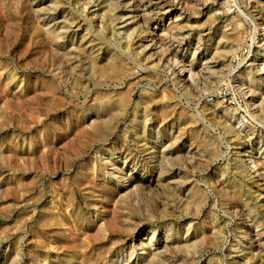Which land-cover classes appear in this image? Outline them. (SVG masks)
I'll use <instances>...</instances> for the list:
<instances>
[{"label":"rangeland","instance_id":"374dc122","mask_svg":"<svg viewBox=\"0 0 264 264\" xmlns=\"http://www.w3.org/2000/svg\"><path fill=\"white\" fill-rule=\"evenodd\" d=\"M127 1L126 22L105 30L106 3ZM199 1L161 49L134 0H0V264H84L112 245L107 264H143L127 244L147 237L155 264H264V172L250 159L264 156V2ZM46 26L65 36L60 45ZM81 39L93 40L96 64L116 56V79L94 76ZM107 94L125 98L124 116L101 103ZM155 132L181 144L160 166L139 137Z\"/></svg>","mask_w":264,"mask_h":264},{"label":"bare ground","instance_id":"6f19581e","mask_svg":"<svg viewBox=\"0 0 264 264\" xmlns=\"http://www.w3.org/2000/svg\"><path fill=\"white\" fill-rule=\"evenodd\" d=\"M107 1L108 0H105V2H107ZM261 1L264 2V0H261ZM118 2H119V0H116V3H118ZM114 3L115 2H109V3L107 2L106 3L107 8L102 13H100L99 21H100L101 26L105 27V30H109L110 28L114 29V27L117 23L122 24V23H125L127 20L124 18L126 17V9L129 6L130 1L125 2L123 6L118 5L119 4L118 3L117 4L118 6L115 5L114 9H112L111 6ZM193 5H194L193 0H134L133 7H135L136 8L135 10H137V11L140 10V12H141L140 18L143 19V22H144L143 26L151 34L150 37H152V40L155 43V45H158V47H161L165 43L164 41L167 40L168 34L170 32L180 29V22L184 18L183 16H184L185 11H187L188 10L187 8H190ZM84 7H87V4H84ZM119 10H124L123 14L118 13L117 11H119ZM135 17H137V15ZM164 20H167L166 24L163 23ZM71 22H68L69 28L71 27V25L73 23V22L72 23ZM238 25H239V23H238ZM260 27H259L260 28L259 32L262 30L264 31V25L260 26ZM69 28H67V30H69ZM121 28H126V27H121ZM240 28L242 30V27H240ZM45 32L50 37L51 41H53L54 44L57 46L60 45V42H61L60 39L65 37V36H61L60 31L57 30V28H51L49 26L48 27L46 26ZM123 34L124 35H122V37L126 40V42H131L134 40L133 32L127 33V31L123 30ZM261 35L263 36L261 38L263 40V43L261 45H259V48L264 51V33H261ZM235 36H236V34L234 32L231 33L230 37H227L226 35L220 36V40L217 43V46L215 47V51H214L218 57L224 59V57L229 55V53L232 51V47L234 44L232 42H234ZM230 41H232V42L230 43ZM86 42H88V43L86 44ZM92 42H93V40H88V39L82 40L81 39L79 41V43L75 46V48L79 51V54L81 55L82 58L88 59L89 65L93 69V73H94L95 77H97L98 79H104V80H108V81H112V80L116 79L118 77V75L121 73V70L119 69V64L115 60L116 56L115 57H114V55L107 56L106 63H103L101 65L96 64V59H98V55L93 54L94 53V48H93L94 45H91ZM71 49H73V48H71ZM161 49H162V47H161ZM73 51H74V49H73ZM162 52H161V54H163L162 57H164V58L168 57V55L170 54L169 50H167V51L164 50V53H162ZM233 55H235V52ZM71 57H74V56L72 55L69 58H71ZM170 58L173 59V61L175 62L174 57L172 58V56H171ZM170 58H168V59H170ZM261 58H263V60H262V62L260 61L261 62L260 65H261L262 69L264 70V55H261ZM181 70L183 71L184 69L181 68ZM61 72L62 71L60 69H59V71H56V73L59 75H61ZM238 76L239 77L245 76V78L250 83V87L255 85V79H254L255 75L252 76L249 71L248 72L242 71L238 74ZM250 87H249L248 92L250 93V97H252L251 101H253V99L255 97V95L253 94L254 88H250ZM111 94L110 95L107 94L106 97H103L101 99V103L109 105V106H114L112 116H115V115L124 116V114L127 112L126 105H125V103H126L125 98L122 96H119V98L113 99ZM165 98H166V95H165ZM138 104H139V101H136L132 107L133 118L131 119V123L133 126H135V124L139 120V118H138L139 112L137 110ZM257 108H258V111L260 113H264V96L261 99H258ZM143 114L144 115L140 119V122L143 123V130L141 133L145 134L147 131V127H148L147 122L150 119L148 118L149 117L148 114H146L145 112ZM111 117L104 119L101 122V125L98 126V128H100L102 126L109 128V126H111V125H108V123L111 124V120H112ZM152 134H153L152 138H154L153 141H152V138L144 137V135H140L139 137L142 141V145L145 147L144 151H148L150 148H152V151L150 152V155H151L150 159H153V162L157 163L160 166V165H162L163 162H169L171 159H173L172 158L173 154H175V152L178 151V150H176V148L180 149L181 144L180 145L174 144L177 141L175 136H173V141L171 143L164 144L162 142V138L159 136V132H155ZM250 159H251V162L253 163V166L256 169V171L262 170L264 172V156L255 158L251 155ZM104 162H106V161H103V163ZM106 174L109 175L108 172H106ZM94 175H96V174H94ZM124 194L125 193H123V195ZM130 220L131 219L129 218V216L125 215L124 219L122 220V223L120 224V231L127 234L126 235L127 237L125 240L132 239L133 235L135 233V230L132 229V222ZM132 220H133V218H132ZM117 231H118V229H117ZM152 238L153 237L144 238L139 244H136V242H134V241L127 244V245H129V257H134L137 261H139V260L143 261L144 262L143 264H155L156 262H159V257H160L159 253L154 252V249L151 248L152 240H153ZM144 240H147V243H144ZM112 246L110 248H106V250H107L106 252L98 253V257L96 259H91V260H89V262L84 263V264H107L108 260H109L107 255H109L110 251L112 252ZM15 257H16V255H15ZM111 263L112 264L114 263L113 258L111 259Z\"/></svg>","mask_w":264,"mask_h":264}]
</instances>
